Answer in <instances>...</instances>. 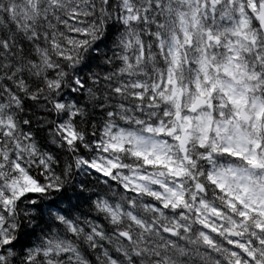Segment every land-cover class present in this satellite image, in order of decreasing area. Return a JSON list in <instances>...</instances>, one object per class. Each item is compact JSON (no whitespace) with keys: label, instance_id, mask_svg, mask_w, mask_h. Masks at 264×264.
Masks as SVG:
<instances>
[{"label":"clouds","instance_id":"1","mask_svg":"<svg viewBox=\"0 0 264 264\" xmlns=\"http://www.w3.org/2000/svg\"><path fill=\"white\" fill-rule=\"evenodd\" d=\"M0 264H264V0H0Z\"/></svg>","mask_w":264,"mask_h":264}]
</instances>
